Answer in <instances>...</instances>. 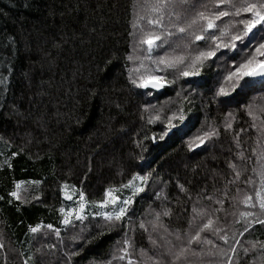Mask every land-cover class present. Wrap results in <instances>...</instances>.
I'll return each mask as SVG.
<instances>
[{
	"label": "trees",
	"instance_id": "trees-1",
	"mask_svg": "<svg viewBox=\"0 0 264 264\" xmlns=\"http://www.w3.org/2000/svg\"><path fill=\"white\" fill-rule=\"evenodd\" d=\"M141 3L0 0V264H264V80L233 91L225 79L264 42L260 26L230 49L250 14L221 17L204 34L220 50L199 76L145 60L140 73L165 87L137 88L129 75L141 61L128 56L142 55L131 35ZM185 7L180 26L235 11L216 0ZM164 22L174 35L153 60L215 47L191 35L203 21L185 33ZM136 174L147 180L120 221L64 223L67 186L101 202L125 197L119 187Z\"/></svg>",
	"mask_w": 264,
	"mask_h": 264
},
{
	"label": "snow or ice",
	"instance_id": "snow-or-ice-1",
	"mask_svg": "<svg viewBox=\"0 0 264 264\" xmlns=\"http://www.w3.org/2000/svg\"><path fill=\"white\" fill-rule=\"evenodd\" d=\"M190 0H142L140 4L141 14L136 15V19L132 23L133 29L137 30L131 33L134 37H137L136 44L133 46L134 52L142 53V55H129V60H140V65L138 68H133L130 70L129 80L130 82L137 88H155L162 89L165 87V78L162 76H158L153 74L152 72H148V74L140 73V68H145L146 65L144 61H150L157 66H164V69H179L180 75L184 77H196L200 75L201 68L204 67L206 61L210 60L212 57H215L217 52L220 50L221 44L215 43L218 40L214 34H209L205 37V33H208L209 30L217 27L216 21L219 20L223 16L235 15L239 16L241 13L250 14V18L241 19L239 21L240 24L243 25V29L238 32V34L232 36V43L224 45V47H228L230 49H236L237 44L235 41H240L241 44H244V47H248V44H245V37L249 38V42L252 39H255L257 33L254 32V29H257V26H260L259 38L264 40V0H240L239 3L236 0H216L217 6L219 5H228L231 8L235 9L234 12L230 13L228 11H218L213 15H206L205 12H198L195 17L187 20L186 26H180L178 23L184 14L187 12L186 5H189ZM194 7V5H193ZM182 9V11L178 12L176 9ZM171 9V11H169ZM175 14L176 21L172 20V15ZM168 16V23L171 24L173 28L176 29L179 33H185L191 28L193 25L197 24L198 21H203L204 23L200 27L199 32H193L191 35L194 37V40H211L215 43V47L209 46L205 50H199L195 54L188 53L187 55H176V56H159L155 60H153L152 53L155 49L162 47L165 43H168L169 39L174 35V33L165 25V16ZM228 25L225 26V29L222 30V34L224 31H227ZM251 34V36H250ZM188 47V45H185ZM183 65V68L180 66ZM148 70L146 69V72ZM131 73H137V75L133 76ZM247 78V79H246ZM264 80V42L259 43L256 46L254 53L249 55L246 59L243 60L242 63H239L235 68V71H229L226 80L233 81L232 90L235 91L237 87L245 88L250 87V81H254L256 79ZM240 81H244L243 84ZM217 95L227 96L228 92L222 86L219 89ZM251 114V113H250ZM180 120H183V116L179 117ZM175 127V125H171ZM212 133H205V137L210 136ZM200 144H203L205 141L203 138L197 137ZM239 175V173H237ZM141 180L146 181L147 177H140ZM264 183V181H262ZM127 187V186H126ZM20 188V184H17V189ZM143 188H136L133 192L135 195L138 192H142ZM12 196L19 199L18 192L14 191L11 193ZM108 197L104 201L101 202L100 207H107L109 203L113 205H117L118 197L112 195V192L109 191L106 193ZM257 196L260 197V194L257 193ZM71 199V196H68ZM2 199V197H0ZM250 199V198H249ZM84 194L80 193V206L79 211L76 212V218L82 220L84 217L80 215V212H83L85 203ZM132 203V199L129 198L123 201V206L117 205V207L112 212H103L105 220L108 221H120L125 214L128 212V205ZM255 205H253L254 207ZM259 207L262 211H264V197H260ZM61 211H64L61 209ZM168 213H165L167 215ZM242 215H252L251 213H242ZM261 224H264V220L258 221ZM65 224L71 223L68 217L64 219ZM211 221L206 224L204 227L207 228L211 225ZM51 228V225H48ZM143 227V224H141ZM40 226L37 225L32 227L30 230L33 233L39 231ZM199 233L196 234L193 239H198ZM227 241L226 237H221ZM75 239V238H74ZM127 243V241H125ZM191 243V241H189ZM3 245H0L2 247ZM186 249H182L180 254ZM180 254H177V259H179ZM72 255H78V253H72Z\"/></svg>",
	"mask_w": 264,
	"mask_h": 264
},
{
	"label": "rangeland",
	"instance_id": "rangeland-1",
	"mask_svg": "<svg viewBox=\"0 0 264 264\" xmlns=\"http://www.w3.org/2000/svg\"><path fill=\"white\" fill-rule=\"evenodd\" d=\"M140 177H142L140 174H136L130 182L119 187V190L121 191V193L125 192V197L123 198L118 197L117 205L123 206L124 200H127L129 198L133 199L134 197L133 192L135 191V189L141 188L142 180L140 179ZM112 195L117 197L116 193ZM68 196H71V199H69ZM64 197H65V207H64V212H63L64 217H68L71 220V218L76 217V212L79 211V206L81 203L80 193L75 188L71 186L69 187L67 186L64 189ZM101 202H89L85 198L84 200L85 207H84L83 212H80V215L82 216L86 214H100L101 215V213L103 212H112L117 207V205H113L109 203L107 207L102 208L100 207Z\"/></svg>",
	"mask_w": 264,
	"mask_h": 264
},
{
	"label": "water",
	"instance_id": "water-1",
	"mask_svg": "<svg viewBox=\"0 0 264 264\" xmlns=\"http://www.w3.org/2000/svg\"><path fill=\"white\" fill-rule=\"evenodd\" d=\"M256 80H259V78L258 79H256ZM151 88V87H150ZM153 89H155V88H153ZM155 90H161V89H155Z\"/></svg>",
	"mask_w": 264,
	"mask_h": 264
}]
</instances>
